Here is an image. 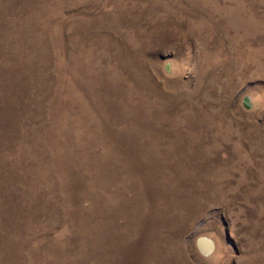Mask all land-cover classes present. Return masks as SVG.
Wrapping results in <instances>:
<instances>
[{"label": "rangeland", "instance_id": "1", "mask_svg": "<svg viewBox=\"0 0 264 264\" xmlns=\"http://www.w3.org/2000/svg\"><path fill=\"white\" fill-rule=\"evenodd\" d=\"M0 264H264V0H0Z\"/></svg>", "mask_w": 264, "mask_h": 264}, {"label": "water", "instance_id": "2", "mask_svg": "<svg viewBox=\"0 0 264 264\" xmlns=\"http://www.w3.org/2000/svg\"><path fill=\"white\" fill-rule=\"evenodd\" d=\"M197 245H198L199 251L205 255L210 254L215 248L214 241L208 238L207 236L198 237Z\"/></svg>", "mask_w": 264, "mask_h": 264}]
</instances>
